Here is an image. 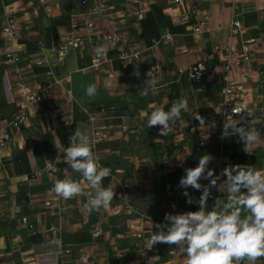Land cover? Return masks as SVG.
Wrapping results in <instances>:
<instances>
[{"label": "crops", "instance_id": "obj_1", "mask_svg": "<svg viewBox=\"0 0 264 264\" xmlns=\"http://www.w3.org/2000/svg\"><path fill=\"white\" fill-rule=\"evenodd\" d=\"M144 1L150 11L136 27L128 0H88L89 6L103 5L116 14V23L130 32L131 49L137 45L143 51L140 60L124 67L115 48L103 41L89 44L83 51H70L63 62H58L52 47L61 41L73 16L84 12L81 0H53L50 16L35 11L29 0H4L15 10L29 84L44 80V69L32 65L43 44L55 75L66 81L72 99L63 101L60 90L44 93L33 108L30 123L14 131L8 145L0 149V264H168L173 245L159 243L146 253L143 243L158 231L154 225L163 223L166 213L198 210L197 204L187 203L184 189L178 187L186 168L196 167L207 154L212 157L208 167L214 172V161L220 155L224 167L241 164L264 171V118L260 113L264 112V0H236V10L223 0L203 3L201 8L210 12V31L202 34L193 32L201 13L193 16L182 7L179 11L183 20L174 22L172 0ZM3 10L0 4V14ZM232 18L243 25L237 44L248 39L257 42L254 78L244 96L246 103L256 107L251 124L260 133L252 154L242 150L238 136L218 138L223 130L219 112L224 100L223 73L221 62L209 56L214 45L229 39ZM95 20L99 36L113 27L110 18L98 16ZM166 34L172 39L156 45ZM4 47L0 34V124L10 120L18 108L9 90L12 82ZM98 47L104 48L107 70L114 75L109 84L115 91L89 69ZM199 63L207 70L201 81H193L188 70ZM151 66H158V71L148 76ZM90 84L97 87L93 97L86 94ZM145 90L148 94L141 95ZM182 98L187 101L186 111L182 110L181 120L167 136L159 134L160 126L147 128L146 114L159 106L168 110ZM54 102H59L58 107ZM99 106L110 108L98 118V124L109 129V138L97 145L103 168L109 170L102 186L111 188L115 197L109 207L89 213L84 207L86 195L64 200L52 193L55 181L65 175H53L44 169L49 162L63 171L68 168L64 149L69 137L75 130L91 137L87 111ZM197 114L209 127L199 126L194 119ZM206 133L214 137L201 146ZM72 179L81 183L85 193L91 190L79 173ZM187 191L197 200L201 195L191 188ZM216 197L226 200V195L213 188L207 210H211ZM46 200L53 201V206L46 207ZM117 209L122 213L116 216L113 212ZM98 223L103 234L95 239L93 231ZM86 254L88 259L83 258ZM173 264H186V256L182 254ZM257 264H264V258Z\"/></svg>", "mask_w": 264, "mask_h": 264}, {"label": "clouds", "instance_id": "obj_2", "mask_svg": "<svg viewBox=\"0 0 264 264\" xmlns=\"http://www.w3.org/2000/svg\"><path fill=\"white\" fill-rule=\"evenodd\" d=\"M103 52V47L96 49L97 55ZM96 92V85L87 87V96L93 97ZM147 94V90L141 93ZM153 94L156 92L153 91ZM186 107L187 101L183 98L178 103H172L168 110H165V106L156 107L146 114L147 128L160 126L159 134L167 136L181 120V112L186 111ZM243 113L252 117V112L247 108L225 114L221 139L238 136L243 143L242 150L252 154L260 133ZM194 119L199 121L200 127H209L206 119L199 114ZM69 141L64 149L65 160L71 171L79 173L91 190L85 193L81 183L72 179L66 171L65 178L57 179L50 191L64 200L86 195L88 199L84 207L89 213L109 207L115 192L102 186V180L109 170L99 164L89 136L75 130ZM211 160L210 155H203L196 167L185 169L186 174L178 184L179 188L184 189L182 194L187 198V203L197 204L198 210L166 213L164 222L154 225L158 231L145 241V249L151 250L159 243L175 245L186 256V264H242L245 261L246 264H257L258 260L264 258V171L250 165L236 164L225 167L216 175L208 167ZM52 169L53 166L46 163L44 171ZM201 180L209 183L202 184ZM189 188L201 192L198 200L187 191ZM213 188L226 195V200L216 197L209 211L208 201Z\"/></svg>", "mask_w": 264, "mask_h": 264}, {"label": "built area", "instance_id": "obj_3", "mask_svg": "<svg viewBox=\"0 0 264 264\" xmlns=\"http://www.w3.org/2000/svg\"><path fill=\"white\" fill-rule=\"evenodd\" d=\"M216 0H172L175 8L172 10L171 17L174 22H181L183 15L180 13V8L185 7L190 15L196 16L201 13V18L194 24L193 32L195 34L208 33L210 24V12L207 9H202L201 6L206 2H213ZM233 10H236V0H223ZM33 5L35 11L42 12L48 16L53 14V0H29ZM130 4V14L134 18L135 26L139 27L142 21L146 18L150 11V6L144 0H128ZM3 6V12L0 14V34L4 40L5 47L3 51L6 64L9 66L10 71L8 76L11 80L9 90L14 94V101L17 103L18 108L13 117L0 124V149L5 148L11 140L14 131L26 127L32 117L33 108L41 102L42 95L46 92L61 91V99L69 101L72 99L71 91L68 89L66 81L57 77L50 65V62L45 54V47L43 44L39 45V54L32 65L44 69V80L37 82L35 85L29 84V79L26 74V68L23 64V49L20 45V33L15 24V10L4 4V0H0ZM81 4L85 8L84 12L80 15H74L72 21L64 33L61 41L52 47V51L56 53L58 62H63L70 51H83L87 45L94 44L98 41H103L115 48L118 54V59L123 63L124 67H128L132 62L138 61L143 56V51L136 48L131 49L132 37L130 32L122 30L116 23V14L110 13L109 8L103 5L89 6L88 0H81ZM107 17L113 21V27L109 32L102 35L97 34L96 17ZM28 28V27H27ZM230 37L221 44H216L213 47L212 53L209 58L211 60L218 59L221 62L223 73V102L219 106V112L222 122L225 119V114H231L232 110H239L247 108L252 112V117H247L246 113L242 115L245 119L250 121L256 117V107L244 101L247 85L254 78V56L256 52L257 42L255 39L243 40L237 44L236 39L243 33V25L236 18H232L229 25ZM172 39V35L166 34L156 45L162 43L166 44ZM108 60L104 54H95L91 60L89 69L100 75L105 83H107L112 91H115V86L109 84L113 79V73L107 70ZM207 68L202 64L192 66L188 70V74L193 81H201L205 75ZM158 71V66H151L147 71L148 76H153ZM179 70V73H182ZM59 102H54V107H58ZM109 107L99 106L95 109L87 111L88 121L92 127V135L90 137L91 147L95 153L99 164L103 167V156L98 151L97 145L106 141L109 138V129L106 125L98 124L100 115L108 112ZM187 113H191L187 110ZM261 117L264 118V112L260 111ZM239 118V117H234ZM54 120V119H53ZM127 131L126 127L123 129ZM214 136L210 133L205 134L206 140L200 141L201 146L208 144ZM220 140L221 136L218 137ZM240 143L239 140H237ZM223 158L220 155L215 159L214 165L216 167V174L219 175L225 168L223 166ZM53 169L48 172L53 175L64 174L67 171L71 177L75 173L68 168L63 171L55 163L49 162ZM221 179H224L222 177ZM46 207H52L53 201L46 200L44 202ZM122 211L117 209L113 212L114 215L121 214ZM23 223H27V219L23 218ZM103 232L100 223L96 224L93 231V238L98 239L102 236ZM138 238H143L142 234L137 235ZM143 249L146 253L152 252L145 249V242ZM183 253L176 249L173 245L169 251L171 260L168 264H173V261L180 258ZM88 259L89 255L83 257Z\"/></svg>", "mask_w": 264, "mask_h": 264}]
</instances>
